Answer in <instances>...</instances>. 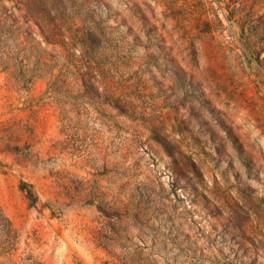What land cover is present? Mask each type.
Instances as JSON below:
<instances>
[{"label":"rangeland","instance_id":"rangeland-1","mask_svg":"<svg viewBox=\"0 0 264 264\" xmlns=\"http://www.w3.org/2000/svg\"><path fill=\"white\" fill-rule=\"evenodd\" d=\"M0 264H264V0H0Z\"/></svg>","mask_w":264,"mask_h":264}]
</instances>
